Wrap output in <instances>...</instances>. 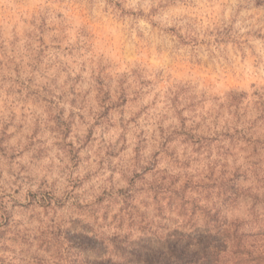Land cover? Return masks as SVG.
<instances>
[{
    "label": "clouds",
    "instance_id": "9594fccd",
    "mask_svg": "<svg viewBox=\"0 0 264 264\" xmlns=\"http://www.w3.org/2000/svg\"><path fill=\"white\" fill-rule=\"evenodd\" d=\"M0 264H264V0H0Z\"/></svg>",
    "mask_w": 264,
    "mask_h": 264
},
{
    "label": "trees",
    "instance_id": "16d2710c",
    "mask_svg": "<svg viewBox=\"0 0 264 264\" xmlns=\"http://www.w3.org/2000/svg\"><path fill=\"white\" fill-rule=\"evenodd\" d=\"M197 237H198V232H197V233H193L192 235H189V236H187V237H186V234H180L179 236H177L176 244H177V245L184 244V241H185L186 238H187V242L190 244V243H193L194 240H196ZM201 238H202V239H205V238H203V237H199V239H201ZM173 247L175 248V245H174ZM176 249H178V252H176L177 255H180V250H179V248H176ZM183 252H184L183 255H184L185 259H187V257H188V252H189V250H188V248H187V244H184Z\"/></svg>",
    "mask_w": 264,
    "mask_h": 264
},
{
    "label": "rangeland",
    "instance_id": "374dc122",
    "mask_svg": "<svg viewBox=\"0 0 264 264\" xmlns=\"http://www.w3.org/2000/svg\"><path fill=\"white\" fill-rule=\"evenodd\" d=\"M182 233H179L178 231L176 232V235L179 236ZM202 239V238H201ZM176 252H178V249H175Z\"/></svg>",
    "mask_w": 264,
    "mask_h": 264
}]
</instances>
